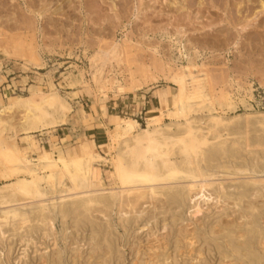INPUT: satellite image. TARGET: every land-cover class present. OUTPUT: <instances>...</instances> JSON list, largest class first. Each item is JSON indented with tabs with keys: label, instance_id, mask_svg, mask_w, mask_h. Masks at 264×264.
<instances>
[{
	"label": "rangeland",
	"instance_id": "obj_1",
	"mask_svg": "<svg viewBox=\"0 0 264 264\" xmlns=\"http://www.w3.org/2000/svg\"><path fill=\"white\" fill-rule=\"evenodd\" d=\"M188 69L205 81V92L216 102L213 111L196 107L189 116L194 126L206 130L211 115L228 121L218 127L228 157L207 169L212 174L207 189L214 193L198 189L193 198H173L192 181L181 174L173 183L158 184L156 194L119 206L110 192L127 187H120L110 163L100 161L94 165L96 179L104 183L98 194L108 198V210L97 204L89 211L76 207L94 191L51 190L46 184L43 191L50 192L43 199L0 204V219L8 216L0 226V264H259L251 252L264 264V160L255 171L250 157L237 152L245 131L250 141L264 142L259 118L264 114V0H0V111L19 96L49 93L52 87L71 105L66 121L29 133V139L19 127L23 109L0 112V128H5L0 136L12 134L35 162L45 152L56 156V146L76 155L93 146L110 157L108 135L116 132V122L132 118L145 127L159 99L171 106L180 87L188 93ZM226 95L235 107L220 106ZM246 116L248 126L241 124ZM5 170L0 162V186L14 180L5 178ZM40 204L49 205L51 226L38 220ZM17 214L22 216L14 218ZM24 214L29 221L22 225Z\"/></svg>",
	"mask_w": 264,
	"mask_h": 264
},
{
	"label": "bare ground",
	"instance_id": "obj_2",
	"mask_svg": "<svg viewBox=\"0 0 264 264\" xmlns=\"http://www.w3.org/2000/svg\"><path fill=\"white\" fill-rule=\"evenodd\" d=\"M186 76H187L186 81L188 82V93L184 92L182 90V88L180 87L178 89V92H176V97H175L174 103L171 106H167L166 100L164 97L161 100L159 99L160 106L157 107V113L149 116L146 119V126L145 127H141L140 123L136 119H132V118H128V119L122 118V121L116 122V124L118 125L116 128L117 129L116 132L115 133L112 132V133H110V135H108L109 136V142L107 144H108V155L110 157H108L107 155L105 157L104 155H102L100 152H97L93 148H91L89 151L87 150L83 154H79L77 156L70 157L64 150H62L60 148V146H56L55 151L58 152V154L56 156L50 157L45 152L41 156H38L37 162H35L28 156L29 154H27V151H23L22 149L19 148V146L16 144V141H15L16 137H13L12 134H11L12 136L9 135V137H8L10 141H11L10 136L13 139L11 141V143L7 140L8 138H3L4 136H2V137L0 136V162L3 165H5V167H6L5 174H3V173L2 174L5 176L6 179H14V180H12V182H7V183H4L3 186H0V204H2V206H3V204L8 205L9 203H12V202L18 203V201L21 202V200H25V202H26V200H29V199L42 198L46 194L45 192L48 191V189L45 192L43 191V188L45 187V186L43 187V184H46V187H50L51 190H52V188L61 187L62 188L61 191H68L69 190V191H72L73 193L74 192L78 193L77 191H80V190L94 191V193L87 195L86 198H84L81 203H78L76 205V207H82V208H84L85 211L86 210L89 211L92 209L93 206H95L97 204V205H101V207L108 210L109 209L108 198L106 196H103L102 194H98V193H100L98 191L104 190L103 181L96 179L97 167L95 168V166H94L95 163H98L100 161L101 162L105 161V162L110 163V165H112L111 173L114 177H116L115 179L118 180L120 187H121V185L124 187H127L125 189H122L123 188L122 187L121 188L122 190L119 187L120 191L118 190V191L110 192L111 193L110 196L115 201H117V204L119 203V206H123L125 203L132 204L134 201L139 200L140 197H144L146 195H149V193H152L153 195L156 194L157 188L159 187V186H157L158 184H165V183L167 184L170 180H172V183H173V181H174L173 179L178 178V176L181 174H186L185 176L188 175L192 179V181H190V182L187 181L189 184L186 183L187 185L183 187L182 192L176 191V193L174 194L175 197H173V198H175V199L177 197L179 198V196L180 197L182 196L181 194H185L186 197L193 198V196H192L193 191L194 190L198 191V189L203 191L204 194H206V191L208 190L207 188H208V186H210L209 177L212 175V174L207 172L208 167L213 162L219 161V160L224 161L228 157V155H227V152H228L227 139H222L223 134L221 133L220 129L218 128L220 125H225V123H227L228 121L226 122L225 118L223 116H212L211 115L210 118L208 117L210 119L209 120L210 124L208 125L206 130H204L202 127H195L194 126V121H192L189 116L193 111H195V110L198 111L196 109V107L199 106L200 108L201 107L203 109L207 108L209 111H213L216 108L215 107L216 102L212 97H210L209 94H207L205 92L206 85H205V81L203 79H201V78L195 79L196 76L194 77L191 69H188L186 71ZM188 76H193L194 80L193 81L190 80V78H188ZM196 80H197L196 87H193L194 85L192 86V82H194ZM54 88L55 87H52V89L49 93H45V91L44 92L33 91L32 95H29L26 97L25 96L24 97L19 96V97L13 99V101H11V103L4 104L2 107V110L0 112H4L6 114V112H5L6 110H12L15 107L23 109L21 126H19V127L21 128V130L25 131L28 134L27 135L28 139H29V137H32V135L29 133H33V132H37V131L40 132L41 130H44V129L46 130V128H49V127L50 128H56L60 121H66L67 116H68L67 114L71 110V105H70L69 101L66 98L62 97ZM35 96H37L38 98L37 97L35 98ZM219 104L221 107H224V106L228 107V109L231 107L232 108L235 107L234 102H233L231 96H229V95H226L224 97V102L219 103ZM203 109H201V110H203ZM224 113H225V111H224ZM211 114H213V113L211 112ZM1 115L2 114H0V123H1V117H2ZM192 116H193V114H192ZM224 116H225V114H224ZM259 118L261 120H263L262 124H264V114H261V116H259ZM244 119H245L244 120L245 122H242V123L240 122V123L242 125H243V123H245L248 126L250 124L249 123V121H250L249 116H246ZM166 120H169V123H166L167 122ZM3 121H2V123H3ZM7 125L8 126L12 125V123L11 124L7 123ZM18 125H19V123H18ZM231 125L232 124L230 123V126ZM246 125H245V128H246ZM173 126L177 127L176 130H173V128H172ZM15 128H17V127H15ZM0 129L2 130V131L0 130V135H1V133L4 131L5 128L4 129L0 128ZM262 130H264V129H262ZM46 131H48V130H46ZM13 132H15V131H13ZM240 132H242V131H240ZM16 133L17 132H15V134ZM227 134L229 135L228 131H227L226 135ZM248 134H249V132H248ZM248 134H247V131H245V133L242 137V142L241 141L238 142L237 152L239 153L240 149H241V152L245 154V156H243V157H245V159H247L246 155H248V158L250 157L251 162L253 164V167H254L253 169L256 171V168L264 160V142L260 139L250 141ZM256 134H257V132H256ZM251 138H252V136H251ZM234 143H236V142H234ZM240 145H242V146H240ZM31 147H29L27 149L32 150ZM229 157H233V156H229ZM240 157H241V155H240ZM230 161H232V160H230ZM246 161H248V160H246ZM248 162H247V164H248ZM244 165H246V164H244ZM262 165H264V164H261V166ZM247 166H246V168L248 169L249 166L248 167ZM262 168H264V167H262ZM248 170H247V172H248ZM235 172H238L237 174H239V171H235ZM224 173H226V172H224ZM229 173H231V172H229ZM99 175H100V173H99ZM212 177H214V176H212ZM177 182H178V184L180 183L178 180H177ZM239 182L241 183L240 180H239ZM217 186H218V184H217ZM233 186H234V184H233ZM247 187L249 188V186H247ZM257 187H259V186H257ZM236 188H237V186H236ZM54 190L55 189H53V191ZM209 190L212 191L213 189L212 190L209 189ZM57 191H59V189ZM245 191H247V190H245ZM251 191H252V193H254V195L259 194L258 190H257L258 194L256 193V190H255V192H253V190H251ZM48 192H50V191H48ZM81 192H83V191H80V193ZM204 194H203V196H204ZM230 194H232V193H230ZM245 194H246V192H245ZM245 194H243V195H245ZM67 195H68V193L65 196H67ZM222 195H220V196H222ZM241 196H242V194H241ZM49 197H51V196H49ZM53 197H54V194H53ZM55 197H56V195H55ZM232 197H231V199H232ZM225 198H227V197L225 196L224 199ZM249 198L251 199V197H249ZM249 198H248V201H250ZM254 198H256L255 199V201H256V200H258L259 197L258 198L254 197ZM227 199H226V201H227ZM235 199H232V200H235ZM243 199H244V197H243ZM259 199H261V198H259ZM37 200H35V201L37 202ZM245 200H246V198H245ZM252 200H253V198H252ZM190 201H192V200H190ZM193 201H194V199H193ZM260 202H262V199ZM26 203H24V204H26ZM38 204H36V206ZM41 204L39 206H41ZM133 204H135V203H133ZM233 204H237V203L233 202ZM260 204H259V206H260ZM47 205L43 204L41 206L40 217L38 219L41 221L40 223L45 225L46 227L51 226L52 225L51 223H53V222H51L52 220L48 218L50 216V214H52V213L49 214V212H48V208H49L48 206L49 205L48 206ZM237 205H235L236 208H237ZM4 206H6V205H4ZM119 206H118V208H119ZM231 206H232V204H231ZM26 207H27V205H26ZM249 207H250V205H249ZM37 209L39 210V208H37ZM49 210H50V208H49ZM225 210H226V208H225ZM263 210H264V208H263ZM75 211H76V208H75L74 212ZM100 211H98V213H100ZM239 211L240 210H237V212H239ZM33 212L39 213V211H37L36 209ZM92 212H95V211H92ZM101 212L103 215V211H101ZM246 212L244 214H246ZM60 213H63V210ZM66 213L68 214L67 211H66ZM66 213H64V216ZM30 214L32 215L33 213H30ZM57 214H59V212ZM19 215H21V214L15 215L14 218H17ZM24 215L25 216H23L20 220V223L22 225L24 223H26L27 221H29L27 215L26 214H24ZM238 215H240V214H238ZM71 216H72V213H71ZM35 217L33 216V218H35ZM51 217L52 216H50V218ZM33 218L31 217V219H33ZM248 218H250V217H248ZM7 219H8V216L4 217V219H0V226H2V224L4 222H6ZM62 219H64V218H62ZM244 219H247V217ZM258 219H257V221H258ZM36 220H35V222H36ZM129 221H131V220H129ZM244 221H246V220H244ZM30 222H32V220H30ZM38 222L39 221H37V223ZM32 223H30V224H32ZM63 224H66V223H64V221H63ZM227 224H229V223H227ZM32 225H34V224H32ZM4 226H6V225L3 224V227ZM30 226L31 225H28V227H30ZM24 227H22L21 230ZM28 227H27V229H28ZM34 227H35V225H34ZM35 228H37V227H35ZM3 229H5V228H3ZM45 229H44V232H46V230H47V229L46 230ZM1 230L2 229L0 227V231ZM9 230H11V228ZM24 230H26V227ZM219 230H217V231H219ZM20 231H19V234H20ZM51 231H52V227H51ZM23 232H25V231H22V233ZM32 232H33V229H32ZM34 232H35V230H34ZM44 232H43V234H44ZM27 234L30 235L29 232H27ZM46 234H47V232H46ZM0 236H1V233H0ZM28 236H25V237L27 238ZM24 240H26V239H24ZM90 240L92 241L93 239H90ZM262 241H264V240H262ZM262 241H261V244L264 243ZM206 244H208V243H206ZM225 244L226 243H224V245ZM221 246H222V244H221ZM226 247H227V245H226ZM102 249H103V247H102ZM218 250H219V248H218ZM247 251H249V249H247ZM106 252H107V250H106ZM106 252H104V253H106ZM236 252H239V251L236 250ZM220 254H222V253H220ZM169 256H171V255H169ZM251 256L253 259L257 260L259 262V264L262 263V258L259 257L257 254L251 252ZM233 257H234V255H233ZM225 258H227V257H225ZM58 259H60V258H58ZM60 260H62V258ZM230 261H231V259H230ZM224 263L228 264V262H226V261ZM57 264H59V263H57Z\"/></svg>",
	"mask_w": 264,
	"mask_h": 264
},
{
	"label": "crops",
	"instance_id": "obj_3",
	"mask_svg": "<svg viewBox=\"0 0 264 264\" xmlns=\"http://www.w3.org/2000/svg\"><path fill=\"white\" fill-rule=\"evenodd\" d=\"M93 146H91V148H92ZM76 149H78V148H76ZM87 151V150H86ZM69 156L71 155V156H77V155H79V154H83L84 152H81V153H79V154H75L74 153V149H73V151H71V150H67V151H65Z\"/></svg>",
	"mask_w": 264,
	"mask_h": 264
}]
</instances>
